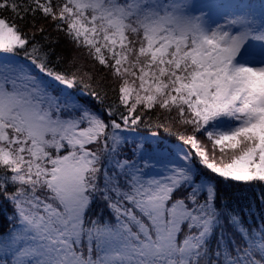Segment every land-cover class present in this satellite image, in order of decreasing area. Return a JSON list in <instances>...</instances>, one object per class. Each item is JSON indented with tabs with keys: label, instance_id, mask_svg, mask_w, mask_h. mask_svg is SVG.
I'll list each match as a JSON object with an SVG mask.
<instances>
[{
	"label": "snow or ice",
	"instance_id": "snow-or-ice-1",
	"mask_svg": "<svg viewBox=\"0 0 264 264\" xmlns=\"http://www.w3.org/2000/svg\"><path fill=\"white\" fill-rule=\"evenodd\" d=\"M29 17L87 62L53 64ZM98 67L106 107L86 91ZM209 174L264 183V4L0 0V264H264V222L221 203Z\"/></svg>",
	"mask_w": 264,
	"mask_h": 264
},
{
	"label": "trees",
	"instance_id": "trees-1",
	"mask_svg": "<svg viewBox=\"0 0 264 264\" xmlns=\"http://www.w3.org/2000/svg\"><path fill=\"white\" fill-rule=\"evenodd\" d=\"M4 15L10 16L8 11L4 12ZM35 23V28L32 27V23ZM43 27L45 31L40 33L38 28ZM24 30L29 33L31 39L32 34H35V39L44 43L49 51H53L52 61L56 63V58L59 57L62 61L61 67H69L67 63L73 57H78V63L87 62L80 53L73 48L68 40L55 30L54 26L44 21L42 18L37 17L35 21L32 18H27V22L24 23ZM23 56V52L20 54ZM95 80L91 82V87L86 89L87 92L95 91L99 95V100L92 99V103L96 107H106L113 104L116 101V93L112 90L109 81L104 78L103 69L99 67L95 70ZM85 83H88L85 80ZM167 127L165 131L164 127H160L159 131L162 136L166 138H174V134L178 131L174 123L165 121ZM161 124L159 115L155 112L148 113L144 117L143 123L140 125L138 131L156 130ZM128 143L125 146L123 152L127 156H131L132 142L136 139L135 133H128ZM210 175L211 182L215 184L217 189L218 199L221 203H226L230 208L240 212L245 220H250L252 225H256L260 222H264V183L251 182L243 183L236 182L229 179L221 178L212 174ZM105 215L107 212L105 211ZM11 205L6 203L0 198V233L11 228Z\"/></svg>",
	"mask_w": 264,
	"mask_h": 264
},
{
	"label": "rangeland",
	"instance_id": "rangeland-1",
	"mask_svg": "<svg viewBox=\"0 0 264 264\" xmlns=\"http://www.w3.org/2000/svg\"><path fill=\"white\" fill-rule=\"evenodd\" d=\"M247 2L251 3L257 12L259 11L261 4H264V0H247Z\"/></svg>",
	"mask_w": 264,
	"mask_h": 264
}]
</instances>
